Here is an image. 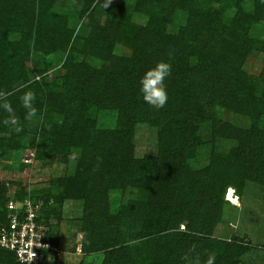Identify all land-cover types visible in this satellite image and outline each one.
I'll list each match as a JSON object with an SVG mask.
<instances>
[{
	"label": "trees",
	"instance_id": "obj_1",
	"mask_svg": "<svg viewBox=\"0 0 264 264\" xmlns=\"http://www.w3.org/2000/svg\"><path fill=\"white\" fill-rule=\"evenodd\" d=\"M74 1L80 2L85 35L69 26L68 13L59 11L55 0H0V92L6 93L0 104L11 103L21 127L16 132L5 125L12 114L0 107V155L10 147L23 148L21 137L28 139L25 148L35 149L37 159L66 161L72 149L79 151L74 175L55 185L62 188L59 194L31 195L20 184L12 197L40 203L37 220L49 227L58 250H43L44 264H56L63 256L47 219L60 217L57 208L65 198L84 200L80 252L102 251L101 264H195L196 259L206 264L209 255L214 264H236L247 245L212 237V232L227 202L224 194L227 199L236 197L233 191L241 194L245 180L264 187V66L251 75L231 58L252 45L264 49V0H119L118 12L124 9V14L98 18L93 12L104 0ZM176 6L186 10L185 22L169 32ZM134 11L147 16L145 24L130 20ZM224 15L230 16L227 23ZM255 25L262 28L260 41L250 33ZM119 42L128 53H113ZM31 47L65 55L60 92L49 88L46 75L27 83L24 61ZM75 54L101 63L76 61ZM161 61L171 65V74L165 79L168 100L156 108L144 101L140 80ZM27 91L36 96V123L26 118L21 96ZM217 106L248 117L249 127L216 116ZM97 110H114L115 126H98ZM198 118L209 122L212 141L201 167L188 161L202 143L195 132ZM138 123L154 128V154L135 156ZM216 138L231 140L229 151L216 148ZM127 187L137 188L144 199L120 203L111 212L108 192ZM8 199L0 183V230L9 225ZM162 199L172 201L165 214ZM206 205L208 211L200 210ZM125 224L135 232L137 244L122 239ZM0 264L26 263L0 245Z\"/></svg>",
	"mask_w": 264,
	"mask_h": 264
},
{
	"label": "rangeland",
	"instance_id": "obj_2",
	"mask_svg": "<svg viewBox=\"0 0 264 264\" xmlns=\"http://www.w3.org/2000/svg\"><path fill=\"white\" fill-rule=\"evenodd\" d=\"M118 1L104 0L102 4L94 9L93 16L98 18L101 14H108L110 16L116 13L124 14L125 11L122 7L123 10H119L118 12ZM123 1L126 3L133 2V0ZM74 3V0H55L54 5L59 11L68 13L67 20L69 26L73 27L77 34L85 35L88 28L81 23L80 2L77 3L78 5ZM185 16L186 10L176 6L171 14L173 24L167 26V31L175 30L176 25L183 24L185 22ZM146 18L147 16L140 12L134 11L130 14V20L137 25L145 24ZM229 18L230 16L224 15V22L227 23ZM250 33L253 35L252 38L258 39L257 41L262 40L261 26H253ZM228 35L231 36L232 41L235 40V35ZM10 38H13V34H10ZM255 46L252 45V48L246 52L231 55L232 59L241 62V69L251 75H258L264 66V49H256ZM113 53L126 54L128 53V48L125 44L119 42L114 46ZM74 59L76 61L84 60L96 67L101 63L100 59L92 57L91 55L75 54ZM191 60L195 61L192 55ZM64 61L65 55L57 51L44 53L31 47L29 56L24 61L29 77L27 83L40 80L41 76L46 75V79L50 83L49 88L52 91L60 92L61 75L64 73ZM40 70H44L45 73L39 74L38 72ZM214 112H216V116L225 119L232 125L241 128H248L250 125L248 117L237 115L224 108L217 106ZM95 117L100 127L112 128L116 124V112L114 110H97ZM31 119L30 121L36 123L38 117L35 116ZM196 123L198 128L195 132L201 136L202 143L198 146L194 158L188 161L192 166L201 167L208 161L210 145L212 144L210 139L211 131L209 122L205 118H198ZM29 124L30 122H25V126L28 127ZM1 136H4V134L0 132V139H2ZM6 140L3 139L5 143ZM20 143L23 148L13 149L10 147L6 153L0 155V183L8 191V201L13 199L12 197H14L16 189L20 187V184H25V190L31 195L46 194L47 192L49 195L59 194L62 188L60 186L56 187L55 185L59 184L58 180L60 178L74 175L79 151L72 149L66 161H60L57 158L55 160L37 159L35 149L27 150L25 148L28 145V139L26 137H21ZM214 144L216 148L227 152L232 142L228 139L216 138ZM134 146L135 156L154 154L157 146L154 128L146 123H138L134 136ZM233 193L238 198L236 202L227 199L224 194V199L227 202H224L222 205L221 220L216 222L217 224L213 229L212 237H217L225 241H233V238H235L236 241L241 240L243 246L247 245V249L240 256L236 264H264V187L254 181L245 180L241 194L234 191ZM108 195L111 212L116 211V207L120 203L125 204L130 201H141L144 199L143 194L134 187H127L122 191L110 190ZM161 201L163 202V207H167V209L163 208L165 210L164 214L168 213L171 209L170 204L172 201H165L164 199ZM83 204L84 200L82 198H65L61 206L57 208H61L60 217L52 214L47 219L53 231L55 230L57 232L59 245L63 247V250L59 252L63 256L56 264H101L103 260L104 255L102 251L80 252L82 231L79 229V218L82 215ZM205 207L200 210L203 212L208 211V206L206 205ZM161 219L166 218L162 216ZM134 224L135 227H139L140 220ZM183 227L184 224L181 223L179 228L183 229ZM121 234L122 239L129 245L137 244L138 237L135 236V232L130 231V228L126 224L122 227Z\"/></svg>",
	"mask_w": 264,
	"mask_h": 264
},
{
	"label": "built area",
	"instance_id": "obj_3",
	"mask_svg": "<svg viewBox=\"0 0 264 264\" xmlns=\"http://www.w3.org/2000/svg\"><path fill=\"white\" fill-rule=\"evenodd\" d=\"M7 209L9 225L0 230V245L13 251L22 263L44 264L43 250H58L49 227L37 220L40 203L10 199Z\"/></svg>",
	"mask_w": 264,
	"mask_h": 264
},
{
	"label": "clouds",
	"instance_id": "obj_4",
	"mask_svg": "<svg viewBox=\"0 0 264 264\" xmlns=\"http://www.w3.org/2000/svg\"><path fill=\"white\" fill-rule=\"evenodd\" d=\"M171 74V65L167 62L161 61L155 67L150 68L145 72L140 80V91L143 93L144 101L156 108H162L168 100V93L166 90L165 79ZM6 96V93L0 92V98ZM36 99L35 93L27 91L21 96L23 106L28 110L26 118L31 119L37 115V108L34 106ZM5 111L12 114L14 112L11 103L4 101L0 104ZM3 123L8 126H14L16 132L21 131L18 118L12 114L6 118ZM215 257L209 255L206 264H214ZM195 264H200L199 259H196Z\"/></svg>",
	"mask_w": 264,
	"mask_h": 264
},
{
	"label": "bare ground",
	"instance_id": "obj_5",
	"mask_svg": "<svg viewBox=\"0 0 264 264\" xmlns=\"http://www.w3.org/2000/svg\"><path fill=\"white\" fill-rule=\"evenodd\" d=\"M228 199H231L233 202H236V200H237L238 198H236L235 196H233V197H229Z\"/></svg>",
	"mask_w": 264,
	"mask_h": 264
}]
</instances>
